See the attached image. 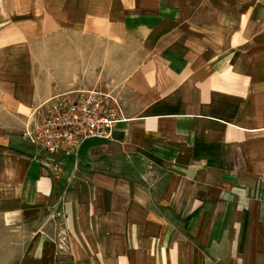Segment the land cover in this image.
Listing matches in <instances>:
<instances>
[{
    "label": "crops",
    "instance_id": "0c3cea01",
    "mask_svg": "<svg viewBox=\"0 0 264 264\" xmlns=\"http://www.w3.org/2000/svg\"><path fill=\"white\" fill-rule=\"evenodd\" d=\"M105 87L108 140L21 138ZM0 222L4 264H264V0H0Z\"/></svg>",
    "mask_w": 264,
    "mask_h": 264
},
{
    "label": "built area",
    "instance_id": "2783aa9c",
    "mask_svg": "<svg viewBox=\"0 0 264 264\" xmlns=\"http://www.w3.org/2000/svg\"><path fill=\"white\" fill-rule=\"evenodd\" d=\"M125 119L106 88L60 93L42 101L24 118L21 138L46 155L76 156L87 140H108L113 126Z\"/></svg>",
    "mask_w": 264,
    "mask_h": 264
},
{
    "label": "rangeland",
    "instance_id": "374dc122",
    "mask_svg": "<svg viewBox=\"0 0 264 264\" xmlns=\"http://www.w3.org/2000/svg\"><path fill=\"white\" fill-rule=\"evenodd\" d=\"M113 89H114L113 87L107 88V90L112 91V93L115 97L119 98V95L115 92L116 88L114 90ZM7 236H8V231L5 229L3 224L0 222V264H4V261H5L4 250H5L6 244L9 240L8 239L9 237H7Z\"/></svg>",
    "mask_w": 264,
    "mask_h": 264
}]
</instances>
